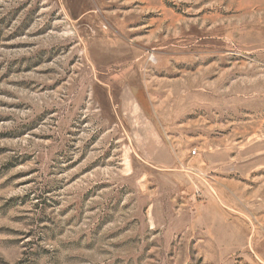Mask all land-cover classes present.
<instances>
[{
    "label": "rangeland",
    "instance_id": "1",
    "mask_svg": "<svg viewBox=\"0 0 264 264\" xmlns=\"http://www.w3.org/2000/svg\"><path fill=\"white\" fill-rule=\"evenodd\" d=\"M0 264H264V0H0Z\"/></svg>",
    "mask_w": 264,
    "mask_h": 264
}]
</instances>
